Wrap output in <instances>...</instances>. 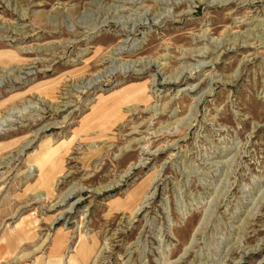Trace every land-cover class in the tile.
<instances>
[{
  "label": "rangeland",
  "instance_id": "374dc122",
  "mask_svg": "<svg viewBox=\"0 0 264 264\" xmlns=\"http://www.w3.org/2000/svg\"><path fill=\"white\" fill-rule=\"evenodd\" d=\"M0 264H264V0H0Z\"/></svg>",
  "mask_w": 264,
  "mask_h": 264
},
{
  "label": "bare ground",
  "instance_id": "6f19581e",
  "mask_svg": "<svg viewBox=\"0 0 264 264\" xmlns=\"http://www.w3.org/2000/svg\"><path fill=\"white\" fill-rule=\"evenodd\" d=\"M35 105H36V104H35ZM5 120H6V119H5ZM5 122H6V121H5ZM3 123H4V122H3ZM3 123H2V125H3ZM65 196H66V195H65ZM39 197H40V196H39ZM68 197H69V195H68ZM68 197H67V198H68ZM27 225H28V223L26 222V223L24 224V226H22L21 229H22V230H26V226H27ZM21 229H20V230H21ZM80 251H84V248H82Z\"/></svg>",
  "mask_w": 264,
  "mask_h": 264
}]
</instances>
